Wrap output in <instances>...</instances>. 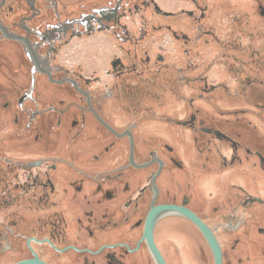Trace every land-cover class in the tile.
I'll return each instance as SVG.
<instances>
[{
	"label": "flooded vegetation",
	"instance_id": "1",
	"mask_svg": "<svg viewBox=\"0 0 264 264\" xmlns=\"http://www.w3.org/2000/svg\"><path fill=\"white\" fill-rule=\"evenodd\" d=\"M0 65V264H264V0H0Z\"/></svg>",
	"mask_w": 264,
	"mask_h": 264
},
{
	"label": "water",
	"instance_id": "2",
	"mask_svg": "<svg viewBox=\"0 0 264 264\" xmlns=\"http://www.w3.org/2000/svg\"><path fill=\"white\" fill-rule=\"evenodd\" d=\"M168 209L174 210L175 211H181L182 213H185L192 221H194L195 223H197L199 225V227L201 228L202 232L204 233V236L206 237V239L208 240L212 251L214 253V257H215V264H221V259H220V249L218 247V243L216 242L215 238L213 237V235L206 230L202 224L200 223V221L191 213H188L187 211H184L182 208L177 207V206H170L167 207ZM158 261L159 264H164V262L162 261L161 257L158 256Z\"/></svg>",
	"mask_w": 264,
	"mask_h": 264
},
{
	"label": "rangeland",
	"instance_id": "3",
	"mask_svg": "<svg viewBox=\"0 0 264 264\" xmlns=\"http://www.w3.org/2000/svg\"><path fill=\"white\" fill-rule=\"evenodd\" d=\"M3 65H0L2 71L4 70L3 68H5ZM205 110H206L207 113L213 114V109L212 108H205ZM198 240H199V238H198ZM198 240H196V242H194L192 244L194 248H196L197 245H202V243L200 242V240L199 241ZM199 242H200V244H199ZM202 247L204 248L203 255H200V254L197 255L199 257L200 262L202 264H211V258H210V255L208 253V250L206 249V247L204 246V244L202 245ZM195 254H196V251H195V253H192V252L190 253V255H192V261H197L196 260L197 257H194V256H196ZM173 255H174L173 256V263L175 264L176 263V259H177V257H176L177 255H176L175 251H173Z\"/></svg>",
	"mask_w": 264,
	"mask_h": 264
}]
</instances>
